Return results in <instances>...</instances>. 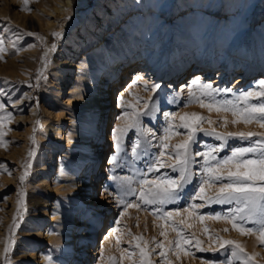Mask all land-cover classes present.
Returning a JSON list of instances; mask_svg holds the SVG:
<instances>
[{
  "label": "rangeland",
  "instance_id": "374dc122",
  "mask_svg": "<svg viewBox=\"0 0 264 264\" xmlns=\"http://www.w3.org/2000/svg\"><path fill=\"white\" fill-rule=\"evenodd\" d=\"M4 2L9 3V0ZM2 4L3 1L0 0V10ZM9 10L12 15L15 13L21 16V19L15 24L10 18H0V41H3L4 49L0 52V104L4 105L0 116L11 117L10 120H4L3 131L7 134L4 133L6 139L4 138L0 146L6 153L0 155V177L7 181L4 187H0V190H3L0 194V233H3L0 240V264L75 262L71 260V256L65 259L51 242L42 240V236L38 234L41 223L43 235L44 232L49 231L51 237L59 236V228L48 217L53 212L58 216L63 215L67 204L62 192H56L53 188L54 183L58 182L61 184L60 190L63 191L68 184L65 178L59 176V171L66 169L71 173L75 165L77 139L74 137L73 144L69 147H61L60 144L66 143L68 132L72 130L71 124L78 122V115L82 111L75 103L67 101L71 99V93L79 91L80 77L77 79L76 76L73 81L67 83L68 89L64 86L67 91L54 98L63 87L62 83L66 81L55 80L53 71L56 68L67 67L70 61L78 65L81 62L80 54L91 47L112 46L115 35L122 40L127 39L134 53H147L158 46L160 54H164L172 47L176 48L183 59L185 69L184 74L174 80V84L177 85L176 90L169 89L170 79L175 77L170 68L164 79L152 81L150 84L148 82L149 86L153 84L159 86L155 93L145 90L143 85L147 81H143L137 85L136 90L129 92L131 95L128 93L125 96V105L132 104L137 111H143V102H149L150 115L141 118V129L146 131L138 133L137 130L132 129L128 132L122 141L123 147L119 156L115 145H111L105 150L102 161L99 162V166L104 163L106 165L109 157L115 161L110 167L106 165L108 171L100 173L97 181L100 184H97L96 192L98 194L101 191L100 186L106 182L108 184L106 200L112 201L115 197L117 203L107 204L108 215L102 216L101 224L96 226L94 252L87 256L85 264H110V257L116 264H139V249L136 248L138 241L134 240V237L143 238L139 243L141 247H146L150 264H201L202 261L204 264H228L229 260L232 264H241L239 257L231 255V246H226L223 250H215L219 248L215 237L240 244L246 256L252 257L249 264H264V245L260 244L257 235H241L233 229L231 223L223 219H205L201 222L187 216L181 224L179 223L181 217H175L173 222L183 230L184 235L190 238L191 242L184 245V248L188 249L187 255L184 251L177 252L174 246L169 248L168 241L177 239L176 232L164 221L156 219L151 214L152 208L149 210H143V207L125 208L127 203L137 204L138 201L134 196L125 195L127 185L123 183L124 177L133 180L139 178L138 173L145 170L143 161L152 154H158L159 148L156 145L159 144V137L163 135V130L167 126L168 115L194 112L207 120L217 121L213 125L203 122L200 127L204 129L214 128L219 133H256L251 141L238 138L229 140V147L219 154L220 157L225 153L230 154L231 146H249L255 140L264 138V128L258 123L233 125L231 123L233 117L230 113L210 112L197 103L189 105L186 86L188 84L186 74H190L194 67H202L206 62L200 71L207 69L211 63L210 58L215 54L216 64H221V67H216L215 71L225 70L229 61L232 59L235 61L237 53L245 45L249 48L253 63L252 71L244 81L235 84V71L239 69H234L226 75V78L216 82H214L217 75L215 73L214 77L208 78L205 83L211 82L219 90L218 99H233L242 91L256 88L259 83L258 77L264 79V0H75L72 9L65 16L64 26L53 27L50 31L45 25V19H42L40 24L34 21L31 27L27 20H23V13L19 8ZM31 12L32 10H29L26 14ZM62 21L63 19L60 20ZM53 45H55L54 50ZM80 67L82 72L89 70L87 66ZM225 89L229 91L225 92ZM137 96L140 97L139 102L134 99ZM17 103L16 110L14 106ZM252 103L258 101L253 100ZM28 106L34 109L36 116L31 123H23L22 118L27 116ZM124 111L125 108H122V114ZM223 120L229 121L226 127L222 125ZM174 123H180L179 116ZM25 130H30L26 153L22 160L15 163L10 159L9 154L22 145L21 140L19 143L17 141L19 134ZM184 131L178 129L180 134L173 136L168 143L170 145L181 143L184 139ZM10 134L18 138L12 140L9 138ZM197 139L200 143L194 145V149L204 150L209 145L219 143L202 133L198 134ZM136 140L140 141L141 159L134 162L131 150ZM145 151L148 156L144 155ZM30 152L31 156H29ZM195 159L198 162L202 161V157L199 156ZM164 162L174 163L173 160ZM192 171L193 173L199 171V163L192 166ZM25 172L27 176L21 185L19 178ZM165 173L173 177L178 176V173H171L169 168H162L155 175ZM198 179L199 177H194V183ZM132 186L138 193L139 185L133 183ZM218 187L219 184L206 188L207 195L214 196ZM191 191L192 185H188L186 192L191 193ZM20 192L24 193V199L18 205ZM188 203L192 201L182 199L176 204H168L164 207L166 211L178 209L182 211ZM195 203L200 204L202 201L196 200ZM12 205L14 210L6 221L5 216H9ZM92 206L97 208V202ZM230 207L211 205L198 209V212L208 216L227 212ZM73 213L75 216L79 215L78 210H74ZM106 216L115 220V223L111 227L113 229L108 241L101 248L102 237L110 230L107 228L109 224L107 219H103ZM85 220L89 225L93 223L91 218ZM246 226L257 227L255 224ZM114 229L117 231H113ZM161 231L167 233L166 237L160 234ZM117 237L120 239L119 246L116 243ZM196 240L201 241L204 251L197 250ZM6 242L9 247L7 255L4 253ZM158 243H162L164 249L157 247ZM122 250L133 251L137 255L131 259L125 256L121 260ZM162 250L165 252L163 257L160 255Z\"/></svg>",
  "mask_w": 264,
  "mask_h": 264
},
{
  "label": "snow or ice",
  "instance_id": "6c2138e0",
  "mask_svg": "<svg viewBox=\"0 0 264 264\" xmlns=\"http://www.w3.org/2000/svg\"><path fill=\"white\" fill-rule=\"evenodd\" d=\"M24 9L27 8L28 0H23ZM59 35V34H54ZM55 45H53V50ZM3 41H0V52H3ZM140 80L138 76L136 81H133L132 87L136 86L137 81ZM144 89L152 93L157 91L158 85L149 86L144 82ZM225 92L229 90L225 89ZM188 104L197 103L200 107L208 109L210 112L230 113L233 117L231 123L236 125L238 123H258L264 128V80H260L256 88L253 90L242 91L233 99H218L219 90L213 86L211 82H202L200 79H194L192 86L188 87ZM131 95V93H129ZM139 102L140 97H134ZM151 99V98H150ZM258 103H252V101ZM121 107L125 108L123 114L119 117L122 124L117 126L112 132V139L115 142V149L117 156H119L123 147L122 141L132 129L137 132L146 131L141 129V118L150 115L149 102H143V111H137L132 104L125 105L123 97H120ZM4 105L0 104V111H3ZM128 109H132L128 111ZM168 115V114H166ZM179 116V124L174 123L176 117ZM11 119L10 116H0V129L4 127V120ZM209 125L217 123V121L207 120V118L200 116L197 113H185L184 115H168L167 126L163 130V135L159 137L158 154H152L150 158L145 159V170L138 173L137 179L133 180L130 177H124L123 183L127 185L125 195L134 196L138 201L137 204L127 203L125 208L143 207V210L152 208L151 214L156 218L165 222V224L176 232L177 239L175 241H168L169 248L175 247L177 252L184 251L188 254V249L184 248L185 244L190 243V238L186 237L183 230L173 222L175 217H181L179 223H184L187 216L203 222L205 219L225 220L231 223L233 229L241 235L256 234L261 245H264V138L257 139L249 146H231L230 154L225 153L223 157L219 154L229 147L228 141L234 138L240 140L251 141L256 133H219L214 128L204 129L200 127L203 122ZM228 120H223L222 125L227 126ZM178 129H184V139L181 143L170 145L168 141L178 134ZM199 133L206 137H211L218 144L209 145L204 150L194 149V145L200 142L197 139ZM4 135L0 131V138ZM155 135V134H153ZM2 143V140H0ZM149 146H151L149 144ZM140 141L136 140L132 146L133 161L141 159L139 152ZM166 150H168L166 152ZM32 153H29L31 156ZM145 156L149 154L147 151ZM202 157V161H197L195 157ZM164 158V159H162ZM165 160H173L174 163H165ZM109 164L115 163L110 159ZM199 163V171L193 173L192 166ZM30 167V165H25ZM162 168H169L171 173H178L177 177L165 173L162 175H155ZM27 172L20 176V183L23 185ZM151 176V178H149ZM194 177H199L198 181L194 183ZM133 183L139 185V191L133 187ZM219 184L214 196H208L206 188L213 187ZM192 185L191 193L186 192V187ZM17 204L19 205L24 199V193L20 192ZM182 199L191 200L184 206L182 211H166L165 207L168 204H176ZM200 200L202 203L196 204L195 201ZM211 205H229L231 206L227 212L213 213L205 216L198 212V209ZM124 213L122 212L121 215ZM185 214H187L185 216ZM16 217H13L15 222ZM118 223V222H117ZM248 224H255L257 227H247ZM15 226V224L13 225ZM164 225H161L163 227ZM113 231H117L114 229ZM207 231V230H205ZM225 231H227L225 229ZM162 236L167 235L166 232L161 231ZM138 241L136 248L139 249V264H150L147 257L149 253L146 247L140 246L142 237H134ZM219 248L216 251L226 249V246H231V255L239 257L241 264H249L252 257L246 256L243 247L231 240H221L215 237ZM117 246L120 244V239L117 237ZM195 245L197 250L204 251L201 246V241L196 240ZM157 247L164 249L162 243H158ZM9 247L5 243L4 253L7 255ZM124 257L131 259L137 255L136 252L129 250H122ZM160 255L165 256L162 250ZM110 264H116L113 258H109ZM201 264H204L202 261ZM228 264H232L229 260Z\"/></svg>",
  "mask_w": 264,
  "mask_h": 264
},
{
  "label": "bare ground",
  "instance_id": "6f19581e",
  "mask_svg": "<svg viewBox=\"0 0 264 264\" xmlns=\"http://www.w3.org/2000/svg\"><path fill=\"white\" fill-rule=\"evenodd\" d=\"M1 1H3V4L0 10V18H10L13 23L17 24L21 16L15 13L12 15L9 9L19 8L20 12L23 13V20H27L31 27L34 25V21L40 24L42 19H45V25L50 31L53 27L61 28L64 26L65 16L72 9L73 1L75 0H28L27 8L32 10L30 14H26L29 10H23L25 7L23 0H9V3L4 2V0ZM62 19L63 21L60 22ZM132 49L127 39L122 40L115 35L112 46L100 45L91 47L80 54L81 62L78 65L70 61L67 67L56 68L53 71L55 80L66 81L62 83L63 87L59 93L55 94L54 98L67 91V83L73 81L76 76L77 79L80 77L79 91L71 93L70 97L72 100L68 99L67 101L75 103L78 109L82 111L78 115L77 121L79 123L72 122V130L68 132L66 143L61 142L60 144L61 147H69L73 144L74 137L77 139L75 165H73L71 173L67 172L66 169L59 171V176L65 178L68 184L63 191L60 190L61 184L58 182L54 183L53 188L56 192H62L64 201L67 204L63 215L58 216L57 213L53 212L48 217L59 228V236L53 238L48 233L49 231L44 232L45 234L43 235L41 223L38 234L42 236V240L51 242L56 251L65 256V259L71 256V260L75 261L71 264L86 263L87 256L94 252L96 226L101 224L102 216L108 215L107 204L117 203L115 197L112 201L106 200V189L108 187L106 182L100 186L101 191L98 194L96 191L97 184H100V182H97L99 181L100 173L108 171V167L112 165L108 162L112 157L107 160L106 165L108 167H106L105 163L99 166V162L102 161L105 150L110 148L111 145H115L112 139V132L121 123L119 119L122 115L120 97L125 99V96L131 90H136L137 85L143 81H147L150 84L152 81L164 79L168 75L170 68L175 77L170 79L169 89L174 88L176 90L177 85L174 84V80L184 74L185 64H183V59L176 48L172 47L164 54H160L158 46H156L155 50H150L147 53H134ZM210 61L211 63L207 66V69L200 71L206 65V62H204L202 67L196 66L190 74H186V79H188L187 87L192 86L194 79L198 78L202 82H206L208 78L214 77L215 73L217 75L214 82H216L221 78H226V75L234 69H239L235 71V84H238L244 81L251 73L253 57L249 48L243 45L237 53L235 61L234 59L229 61L225 70L215 71L216 67H221V64H216L215 54L214 57L210 58ZM81 65L89 67V70L82 72L80 69ZM77 69L78 71L76 72ZM138 76L140 80L137 81L135 87H132L133 81H136ZM258 79L259 81L264 80L261 76ZM64 86H67V89H64ZM180 88H182V84H180ZM14 107L17 110L18 103ZM28 109L27 116L22 118L23 123H31L35 119L34 109L29 106ZM0 131H3V129H0ZM28 132L30 130H25L19 134L17 143L21 140L22 145L9 154L10 159L15 163L22 160L26 153ZM3 133L7 134L5 131ZM4 138V135L0 138L2 140L0 146L3 144ZM9 138L13 140L17 139L18 136L10 134ZM0 155H6L4 148H0ZM41 162H43V159ZM102 168L104 169L102 170ZM6 182V179L0 177V187H4ZM2 191L1 189L0 194ZM92 199L94 200L92 201ZM94 202H97V208L92 206ZM13 210L14 205H12L9 216H5L6 221L9 220ZM74 210H78L79 215L75 216ZM86 218H91L93 223L89 225L85 220ZM103 219H107V224L109 223L107 228H110V230L102 237L101 248L108 241L109 234L113 229L111 227L115 223V220H112L109 216ZM2 235L3 233H0V240ZM59 264L65 263L63 261Z\"/></svg>",
  "mask_w": 264,
  "mask_h": 264
}]
</instances>
